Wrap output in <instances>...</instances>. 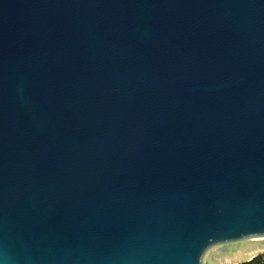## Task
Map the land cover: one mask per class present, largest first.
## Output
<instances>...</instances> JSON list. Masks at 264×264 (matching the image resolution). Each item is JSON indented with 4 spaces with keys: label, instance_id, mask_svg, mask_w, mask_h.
I'll return each mask as SVG.
<instances>
[{
    "label": "water",
    "instance_id": "obj_1",
    "mask_svg": "<svg viewBox=\"0 0 264 264\" xmlns=\"http://www.w3.org/2000/svg\"><path fill=\"white\" fill-rule=\"evenodd\" d=\"M259 251L264 0H0V264Z\"/></svg>",
    "mask_w": 264,
    "mask_h": 264
},
{
    "label": "trees",
    "instance_id": "obj_2",
    "mask_svg": "<svg viewBox=\"0 0 264 264\" xmlns=\"http://www.w3.org/2000/svg\"><path fill=\"white\" fill-rule=\"evenodd\" d=\"M243 264H264V257L260 255Z\"/></svg>",
    "mask_w": 264,
    "mask_h": 264
},
{
    "label": "bare ground",
    "instance_id": "obj_3",
    "mask_svg": "<svg viewBox=\"0 0 264 264\" xmlns=\"http://www.w3.org/2000/svg\"><path fill=\"white\" fill-rule=\"evenodd\" d=\"M264 253V251H259V252H256L255 254H253L252 256H256V255H259V254H262Z\"/></svg>",
    "mask_w": 264,
    "mask_h": 264
},
{
    "label": "rangeland",
    "instance_id": "obj_4",
    "mask_svg": "<svg viewBox=\"0 0 264 264\" xmlns=\"http://www.w3.org/2000/svg\"><path fill=\"white\" fill-rule=\"evenodd\" d=\"M260 255L264 257V253H262V254H259V256H260Z\"/></svg>",
    "mask_w": 264,
    "mask_h": 264
}]
</instances>
